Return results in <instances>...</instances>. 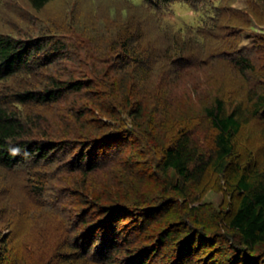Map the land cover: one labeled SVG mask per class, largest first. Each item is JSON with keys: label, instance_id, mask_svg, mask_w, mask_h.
I'll list each match as a JSON object with an SVG mask.
<instances>
[{"label": "rangeland", "instance_id": "1", "mask_svg": "<svg viewBox=\"0 0 264 264\" xmlns=\"http://www.w3.org/2000/svg\"><path fill=\"white\" fill-rule=\"evenodd\" d=\"M220 2L232 10H225L231 21L211 27L204 24L199 5L179 0L164 10L151 8V0H50L39 12L28 0H0V32L52 31L66 43L70 56L52 63L47 73L89 86L36 108L42 126L67 144L59 156L77 158L83 136L95 128L128 134L116 137L108 161L93 173L57 171L68 160L61 162L59 156L48 169L40 165L51 172L40 205L24 200L19 189L23 172L0 171V264H60L66 253L73 264H132L135 259L127 251L135 248H157L148 253L147 264H173L181 240L194 233L202 236L184 251L191 258L188 264H202L209 255V264H232L238 252L264 264V242L250 250L222 221L232 203L229 170L222 174L210 165L192 182L172 171L164 173L158 165L161 148L183 128L199 151L212 155L215 130L206 109L219 99L226 113L235 110L241 122L236 135L240 163L264 176V117L252 115L250 108L252 94L264 93V0ZM190 28H203L204 34H192ZM124 29L132 34L143 63L123 59L118 35ZM232 41L236 52L250 57L252 72H241L232 62ZM182 45L181 57L188 62L163 58L166 48L179 58ZM122 66H128L127 72ZM137 67L142 73L135 75ZM98 100L118 120L101 116L93 102ZM136 102L142 114L132 118L130 108ZM80 111L85 113L77 121ZM96 200L121 208L122 221L109 224L121 244L106 262L96 255L95 244L85 243L89 236L82 228L87 224H79L106 220L98 216ZM169 231L174 235L162 244ZM104 234L97 231L92 239L99 242Z\"/></svg>", "mask_w": 264, "mask_h": 264}, {"label": "trees", "instance_id": "2", "mask_svg": "<svg viewBox=\"0 0 264 264\" xmlns=\"http://www.w3.org/2000/svg\"><path fill=\"white\" fill-rule=\"evenodd\" d=\"M50 0H28L29 6L34 11H41L42 8ZM185 2L189 6H200L204 14V24L216 26L223 20L231 21V17H225V13L232 11L217 0H179ZM260 1V0H259ZM151 8L164 10L163 8L170 5L174 0H151ZM226 10V11H225ZM234 13V12H232ZM27 21V20H26ZM25 21V22H26ZM28 21H31L30 19ZM209 26V27H210ZM212 27V26H211ZM17 33L0 32V171L4 172H23L25 180L21 183L20 192L24 193V200L41 204L44 189L47 185L49 171L39 169L43 165V169H48L63 152V148L67 146L65 141L56 133H51L48 126L43 127L38 119L36 108H42L53 102L58 101L66 93H79L84 88H89L80 81H59L49 73H47L52 63L60 58H68L69 52L67 45L63 40L57 39L53 32L38 28L33 32L32 29ZM203 28H190L189 32L195 35L204 34ZM119 48L124 54L123 59H131L136 64H141L144 58L138 53L134 45V38L128 29H124L119 35ZM235 36V35H234ZM235 40L237 38L234 37ZM191 41V40H190ZM189 42V46L191 43ZM231 48L234 50V58L232 62L241 71H253V64L250 57L245 53L235 51V43L232 41ZM133 44V45H132ZM183 46H180L179 58L173 57V53L169 48L163 51L167 61L172 63H184L187 60L181 57ZM188 48V47H185ZM128 67V66H127ZM126 66L122 68L127 72ZM137 67L136 75L142 73ZM129 76V75H128ZM252 115L264 117V93H253L250 97ZM95 110L106 116L110 120H118V118L107 112L98 101H93ZM86 113L88 109H85ZM76 115L79 121L83 117L84 111ZM94 114V112H92ZM130 116L139 118L142 109L139 103H135L130 108ZM206 114L210 118L211 125L215 130L213 137L212 155H205L202 151L192 143L191 133L184 128L176 130L171 142L161 148V158L159 168L167 173L172 171L174 175L179 176L184 181L198 182L210 165L215 170L224 174L226 170L231 173V198L232 203L228 211L222 216V221L227 228L233 229L239 235L240 243L246 248L252 250L254 246L260 242H264V176L255 170H251L249 165L240 163V156L237 152L236 135L241 126L240 119L235 110L226 113L223 102L219 99L215 104L206 109ZM124 129L118 131H100L95 128L92 135L83 136L81 147L78 149L77 158L69 159L66 153H63L59 170L77 171L82 174L93 173L103 166L110 157L109 152L113 143L119 139L126 137ZM114 138H116L115 141ZM106 142H112L106 145ZM104 151L98 155L97 151L101 148ZM104 146V147H102ZM32 199V200H31ZM96 200L95 208L98 216L103 217L101 224L93 221L79 220V224L85 225L82 228L88 234L87 244L96 245L95 252L99 259L104 262L109 261L111 253L116 251L120 246L119 235L115 228L109 224L113 220L122 221L121 215L118 214L121 208L113 205H100ZM23 201L21 202V204ZM32 204V203H31ZM54 206V205H52ZM55 206H57L55 204ZM88 215V212L83 216ZM107 223V224H106ZM105 230L102 236L104 240L95 241L92 237L97 231ZM174 235L173 231H169L161 239V243H167L168 239ZM202 236L194 233L193 236L186 237L179 244V253L172 258L173 264H188L191 258H186L187 248H191L196 239ZM181 238V237H180ZM179 238V239H180ZM178 239V240H179ZM107 240V241H106ZM73 247V244L71 245ZM148 251H140V248L128 249V254L134 261L132 264H147ZM157 248L152 249L155 253ZM238 252L234 255L232 264H254L255 261L249 260L246 256ZM135 256V257H134ZM183 261V263H181ZM212 256H208L201 260L202 264H209ZM60 264H73L70 253L62 254ZM128 264V263H126Z\"/></svg>", "mask_w": 264, "mask_h": 264}]
</instances>
